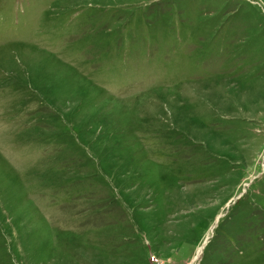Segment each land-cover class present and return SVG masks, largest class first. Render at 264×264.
<instances>
[{
	"label": "rangeland",
	"instance_id": "rangeland-1",
	"mask_svg": "<svg viewBox=\"0 0 264 264\" xmlns=\"http://www.w3.org/2000/svg\"><path fill=\"white\" fill-rule=\"evenodd\" d=\"M0 264H264V0H0Z\"/></svg>",
	"mask_w": 264,
	"mask_h": 264
},
{
	"label": "bare ground",
	"instance_id": "bare-ground-1",
	"mask_svg": "<svg viewBox=\"0 0 264 264\" xmlns=\"http://www.w3.org/2000/svg\"><path fill=\"white\" fill-rule=\"evenodd\" d=\"M206 241H207V240H206ZM206 241H205V242H206ZM205 242H204V243H205ZM203 246H204V244L202 245V249H203ZM202 249H201V250H202Z\"/></svg>",
	"mask_w": 264,
	"mask_h": 264
},
{
	"label": "water",
	"instance_id": "water-1",
	"mask_svg": "<svg viewBox=\"0 0 264 264\" xmlns=\"http://www.w3.org/2000/svg\"><path fill=\"white\" fill-rule=\"evenodd\" d=\"M205 245H206V242L204 243V246H205ZM204 246H203V247H204Z\"/></svg>",
	"mask_w": 264,
	"mask_h": 264
}]
</instances>
